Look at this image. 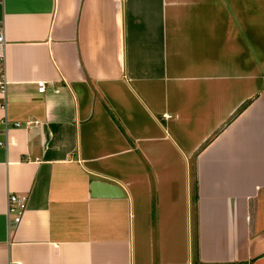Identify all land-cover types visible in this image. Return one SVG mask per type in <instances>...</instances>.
<instances>
[{
  "label": "crops",
  "instance_id": "crops-1",
  "mask_svg": "<svg viewBox=\"0 0 264 264\" xmlns=\"http://www.w3.org/2000/svg\"><path fill=\"white\" fill-rule=\"evenodd\" d=\"M0 32V264H264V0H0Z\"/></svg>",
  "mask_w": 264,
  "mask_h": 264
},
{
  "label": "built area",
  "instance_id": "built-area-1",
  "mask_svg": "<svg viewBox=\"0 0 264 264\" xmlns=\"http://www.w3.org/2000/svg\"><path fill=\"white\" fill-rule=\"evenodd\" d=\"M3 38V34L0 32V40ZM38 90L44 91L46 87V83L43 80H40L37 82ZM0 87L3 90L4 88V82L3 80H0ZM0 143L2 141L0 140ZM28 196L27 194H19V193H10L8 195L7 200V212L8 214L13 215V222L17 223L20 221L23 211L25 209L26 203H27ZM10 264H22L19 260H11Z\"/></svg>",
  "mask_w": 264,
  "mask_h": 264
},
{
  "label": "trees",
  "instance_id": "trees-1",
  "mask_svg": "<svg viewBox=\"0 0 264 264\" xmlns=\"http://www.w3.org/2000/svg\"><path fill=\"white\" fill-rule=\"evenodd\" d=\"M107 108L109 109L110 113L112 114L114 120H115L116 123L119 125V127H120L122 130H124V129H123V126L121 125V122H120L119 119L116 117V115L113 113V111L111 110V108H110L108 105H107ZM131 142H132V140H131ZM132 143H133V142H132Z\"/></svg>",
  "mask_w": 264,
  "mask_h": 264
},
{
  "label": "water",
  "instance_id": "water-1",
  "mask_svg": "<svg viewBox=\"0 0 264 264\" xmlns=\"http://www.w3.org/2000/svg\"><path fill=\"white\" fill-rule=\"evenodd\" d=\"M99 182H93L92 184V190H95L96 188H98L97 186H99Z\"/></svg>",
  "mask_w": 264,
  "mask_h": 264
}]
</instances>
